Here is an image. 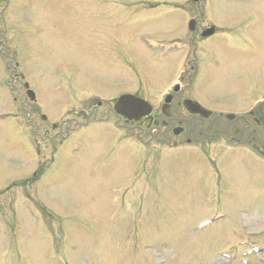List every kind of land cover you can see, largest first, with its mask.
<instances>
[{
	"label": "rangeland",
	"instance_id": "rangeland-1",
	"mask_svg": "<svg viewBox=\"0 0 264 264\" xmlns=\"http://www.w3.org/2000/svg\"><path fill=\"white\" fill-rule=\"evenodd\" d=\"M44 1L27 0L23 11L28 16L37 13V20L57 11L43 7L41 2L44 4ZM79 1L104 5L105 12L112 18L122 13L125 16L129 9L130 14H136L140 6L132 2L135 0ZM35 2L37 6L33 7ZM225 4L217 0L211 15L215 12L223 16L230 14L231 9ZM13 16L9 13L8 25L18 18L17 14ZM39 21L26 29L23 53L17 58L27 70L25 76L36 90L41 108L51 117L66 97L55 89V83L63 81L59 62L70 59V55L63 49V40L54 34L41 44L39 34L42 33L36 30ZM225 21L224 16L220 23L227 25ZM7 34L13 41V31ZM0 40H3L1 36ZM71 52L75 60L77 52ZM263 62L264 50L258 58H248L251 69ZM79 66L83 80L91 74L98 78L113 75L108 66H90L86 62ZM220 80L223 77H219L218 82ZM4 81L2 72L0 84ZM220 88L217 93L223 91ZM60 89L69 91V87L61 83ZM201 91L211 92L206 86ZM113 128L108 124L107 129L95 125L81 131H65L58 137L59 150L54 153V160L48 161L44 175L35 181L26 180L23 174L30 155L36 162L33 146L18 141L12 127L0 132V191L18 193V200H26L21 192H30L26 203L35 205L42 201L62 217L55 222L52 215H45L42 225L41 220L35 219L37 215L41 217L40 213H35V208L19 209L20 205L6 203L8 196L0 195V222L4 221L8 227L2 229L0 225V264H220L224 259L218 258L227 255L232 261V251L242 246L245 256L239 261L234 259L232 264H264V230H250L251 225L264 223V179L250 180L241 162H237L217 165L227 175L219 181L211 164L202 157L203 151L196 153L189 148L170 151L161 159V165L152 162L157 160L153 156L155 152L123 159L115 152L111 156L100 154L88 159V153L94 155L100 151L97 146L100 139L95 138L104 132H115ZM132 130L138 133L140 129L132 127ZM63 136L66 137L64 143L59 144ZM143 136L148 137L146 133ZM124 152L122 149L121 153ZM145 159L151 160L150 166L142 165ZM144 174L148 182L140 176ZM141 178L147 184L141 182ZM209 217H213L214 222L200 228L199 222ZM56 224L64 227L61 254L57 256L59 248L52 244L51 255H43L39 248L41 230L47 229L54 241L58 233ZM42 244L46 246L45 242Z\"/></svg>",
	"mask_w": 264,
	"mask_h": 264
}]
</instances>
